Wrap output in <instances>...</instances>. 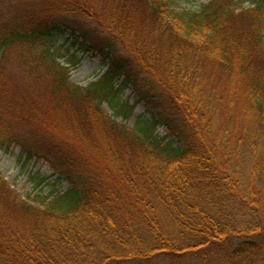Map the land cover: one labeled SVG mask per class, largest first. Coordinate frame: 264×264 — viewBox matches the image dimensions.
I'll list each match as a JSON object with an SVG mask.
<instances>
[{"label":"trees","instance_id":"16d2710c","mask_svg":"<svg viewBox=\"0 0 264 264\" xmlns=\"http://www.w3.org/2000/svg\"><path fill=\"white\" fill-rule=\"evenodd\" d=\"M245 2L111 0L110 22L91 31L66 3L57 15L52 1L28 9L22 23L0 16V83L9 52L24 46L23 60L49 63L59 90L90 104L102 126L132 117L129 88L145 106L119 128L112 184L90 168H54L71 187L24 200L0 177V264H264V0ZM136 5L155 31L126 57L119 47ZM89 52L104 71L84 88L70 84L69 66ZM4 122L0 110V152L14 143L35 158ZM14 205L32 221L17 226Z\"/></svg>","mask_w":264,"mask_h":264},{"label":"rangeland","instance_id":"374dc122","mask_svg":"<svg viewBox=\"0 0 264 264\" xmlns=\"http://www.w3.org/2000/svg\"><path fill=\"white\" fill-rule=\"evenodd\" d=\"M48 1L56 2L50 7L56 15L59 12V8H55L56 5L66 3L68 10L73 12L64 15L70 16L69 19L77 24L80 23L86 31L100 28L98 23L102 21L108 24L113 17L110 15L111 0H0V16L7 21L17 18L22 23L28 9H37ZM209 1L211 0H179L181 4L187 2L194 5ZM245 1L243 6L247 7L248 2L253 0ZM119 8L118 6L116 11H113L114 15L119 12ZM45 9L47 5L37 10L41 13ZM134 13L135 18L130 23L134 28L126 29L130 42L125 41L123 47H119L126 57L134 47L132 42L141 39L138 37L147 38L155 31L149 13L137 5ZM43 14L48 15L47 12ZM111 34L114 35L113 32ZM104 35H108L107 31ZM40 47L37 46L33 54L38 53ZM25 50L24 46H16L9 52L5 62L6 76L0 83V110L5 116L3 132L14 140L31 146L36 157L26 161L21 147L11 144L8 150L0 152V177L24 200H27V196L32 198L36 194L45 196L52 192L61 193L71 187L70 181H58L54 168L68 172L69 175L74 170L82 173L81 176H85V173H88L87 168H90L97 174L96 178L112 184L116 180L113 165L122 161L113 158L111 152L113 147L122 146L123 136L119 128L131 129L135 119L145 113L144 104L138 100L132 89H127L123 99L129 105H134L132 117L126 122L121 121L119 128L102 126L100 118L90 104L80 99L75 100L63 90H59L57 76L49 63L39 61L31 65V60L24 61ZM74 50L75 48L71 52ZM57 63L61 65L62 60ZM68 69L69 83L82 88L104 71L100 58L92 52L80 54L79 64L69 66ZM100 111L107 114L108 107L103 104ZM10 118L13 119L12 123H9ZM158 134L161 137L166 135L167 131L161 127ZM48 161L52 162L53 168ZM10 215L17 226H24L32 221L31 217H25L23 211L15 205L10 210Z\"/></svg>","mask_w":264,"mask_h":264}]
</instances>
